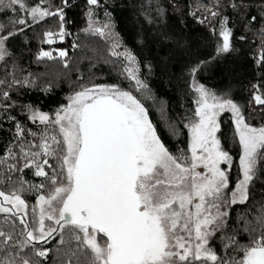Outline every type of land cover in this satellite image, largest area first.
Listing matches in <instances>:
<instances>
[{"label": "snow or ice", "instance_id": "obj_1", "mask_svg": "<svg viewBox=\"0 0 264 264\" xmlns=\"http://www.w3.org/2000/svg\"><path fill=\"white\" fill-rule=\"evenodd\" d=\"M76 5L0 0V264H264V0H85L73 33ZM82 34L104 44L87 72L32 71L72 72L54 46L71 37L74 53ZM251 37L259 77L241 101L205 81ZM165 77L175 115L151 86ZM64 82L47 111L29 99Z\"/></svg>", "mask_w": 264, "mask_h": 264}, {"label": "trees", "instance_id": "obj_2", "mask_svg": "<svg viewBox=\"0 0 264 264\" xmlns=\"http://www.w3.org/2000/svg\"><path fill=\"white\" fill-rule=\"evenodd\" d=\"M84 2L85 0H77V5L69 10V19L73 22L70 26V30L73 33L78 32L81 28L85 26L84 12ZM193 0H182V4H192ZM117 20L119 23V30L121 35L124 37L125 41L129 46H134L135 30L130 29L128 24V19L125 14L117 11ZM181 17L177 13L175 15V21L180 20ZM189 23H191V17H187ZM39 33L40 29L35 30ZM71 37L67 39L66 42H58L54 47H64L68 48L70 55L73 58V71L63 69L62 65L51 63L45 65L42 64L39 67L36 65L32 66V71H39L41 73L47 71L49 75H55L56 73H65L69 75L72 79H75L74 69L78 66L81 71L87 72L89 66V60L84 59L85 56L92 57L95 54L91 51L92 48H99L101 53H103L104 44L97 37H91L84 39L82 34L81 43L87 45L82 49H77L74 53L71 51ZM255 41V43H253ZM38 46V41H33V48ZM259 46L258 37H251L250 40L244 44L245 55L239 57L229 58L222 62L217 68H215L211 73L208 74L206 83L213 87H220L224 84H232L235 88L236 97L241 101L247 99L248 96V85L250 82L254 83L259 77V69L253 62V54L256 48ZM45 47H47L45 45ZM251 47V50H250ZM105 69V74L107 72V66H103ZM179 72V69H176ZM155 94L158 95L162 101H167L169 104V111L172 115L181 111L178 107L177 101L181 98V93L179 89L181 87L180 81H174L172 85L168 84L167 78L164 79H154L151 82ZM68 91V83L64 82L61 87L56 89L55 94L49 97H45L42 94L33 93L30 95L29 99L35 103L43 106L44 110H49L55 107L60 101H62L63 96ZM155 117V113H154ZM254 124H259L260 117L257 115L252 121ZM6 139L5 134L0 133V151L3 150L4 140Z\"/></svg>", "mask_w": 264, "mask_h": 264}, {"label": "rangeland", "instance_id": "obj_3", "mask_svg": "<svg viewBox=\"0 0 264 264\" xmlns=\"http://www.w3.org/2000/svg\"><path fill=\"white\" fill-rule=\"evenodd\" d=\"M128 24H129L130 29L135 30V29H134V26H133L132 23L130 22V19H128ZM235 95H236V93H235ZM180 110H181V109H180Z\"/></svg>", "mask_w": 264, "mask_h": 264}]
</instances>
